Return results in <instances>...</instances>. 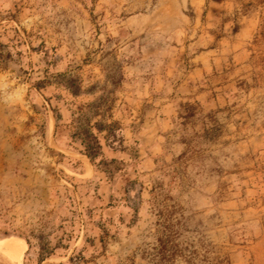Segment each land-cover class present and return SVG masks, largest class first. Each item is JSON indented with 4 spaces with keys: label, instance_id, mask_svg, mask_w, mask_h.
Here are the masks:
<instances>
[{
    "label": "rangeland",
    "instance_id": "374dc122",
    "mask_svg": "<svg viewBox=\"0 0 264 264\" xmlns=\"http://www.w3.org/2000/svg\"><path fill=\"white\" fill-rule=\"evenodd\" d=\"M7 240L22 264H264V0H0Z\"/></svg>",
    "mask_w": 264,
    "mask_h": 264
},
{
    "label": "bare ground",
    "instance_id": "6f19581e",
    "mask_svg": "<svg viewBox=\"0 0 264 264\" xmlns=\"http://www.w3.org/2000/svg\"><path fill=\"white\" fill-rule=\"evenodd\" d=\"M88 166L91 171L90 165ZM0 250L8 254L18 264H22V252H19V248L13 240L0 241Z\"/></svg>",
    "mask_w": 264,
    "mask_h": 264
},
{
    "label": "trees",
    "instance_id": "16d2710c",
    "mask_svg": "<svg viewBox=\"0 0 264 264\" xmlns=\"http://www.w3.org/2000/svg\"><path fill=\"white\" fill-rule=\"evenodd\" d=\"M88 142H86V138L82 141L84 148H85V152H87V155L91 158V153L93 152L94 144L90 143V140H87ZM96 144V143H95Z\"/></svg>",
    "mask_w": 264,
    "mask_h": 264
}]
</instances>
